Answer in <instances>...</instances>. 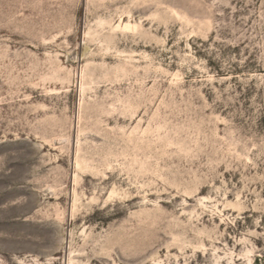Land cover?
<instances>
[{"label":"rangeland","instance_id":"rangeland-1","mask_svg":"<svg viewBox=\"0 0 264 264\" xmlns=\"http://www.w3.org/2000/svg\"><path fill=\"white\" fill-rule=\"evenodd\" d=\"M0 264H264V0H0Z\"/></svg>","mask_w":264,"mask_h":264},{"label":"bare ground","instance_id":"bare-ground-1","mask_svg":"<svg viewBox=\"0 0 264 264\" xmlns=\"http://www.w3.org/2000/svg\"><path fill=\"white\" fill-rule=\"evenodd\" d=\"M142 255V254H141ZM142 257V256H141ZM147 259V258H146ZM144 260V259H143Z\"/></svg>","mask_w":264,"mask_h":264}]
</instances>
